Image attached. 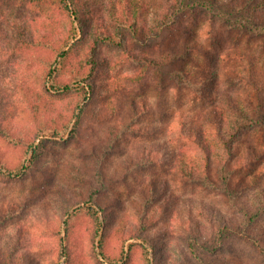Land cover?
Masks as SVG:
<instances>
[{
  "label": "rangeland",
  "instance_id": "rangeland-1",
  "mask_svg": "<svg viewBox=\"0 0 264 264\" xmlns=\"http://www.w3.org/2000/svg\"><path fill=\"white\" fill-rule=\"evenodd\" d=\"M82 3L85 13H90L89 27L93 18L108 16L110 8L126 4L132 11L143 12L146 23L153 25L161 0ZM15 6L5 3L6 9L0 14V160L12 169L29 159L26 143L33 141L35 146L42 138L35 133L29 103L43 95L41 118L50 121L63 113L69 100L73 102L77 95L56 98L44 93L40 77H45L48 65L32 56L40 52L50 57L48 48L27 46L15 53L10 48L16 31L24 33L25 29L26 35L35 36V41L42 33L58 44L69 29L70 20L54 5L36 7L24 3L20 9ZM194 29L205 27L202 23ZM218 42L213 55H222L218 70L222 77L218 84L220 97L237 100L241 107L254 113L257 99L252 86L224 78L232 77L234 71L240 70L243 75L247 71L245 62L227 60L226 54L238 48L253 52L254 46H245L229 35L220 36ZM128 45L137 53L149 47L133 41ZM98 57H107L108 61L96 77L97 96H93L82 116L79 137L46 141L45 150L22 178L0 175V264L7 257L14 264H264V253L250 238H227L217 249L206 251L214 243L213 233L225 222L242 227L264 246V210L247 223L240 208L246 205L250 212L255 207L264 208V127L254 124L238 142L240 159L249 157L256 168L253 172L242 171L243 168L233 177L230 190L235 191L233 199L240 206L233 205L229 190L218 175L215 174V188L203 179L189 180L182 174L177 162L180 152L185 154L187 167L194 160L200 164L202 155L175 137V124L173 131L169 129L165 134L169 114L183 106L188 115L198 111L197 105L189 101L191 92L179 102L170 96L162 105L169 110L165 115H141L137 123L149 133L139 135L125 129L132 117L131 106L136 103L140 107L142 101L155 102L154 89L138 93L130 87L126 77L135 66L125 64L124 56L117 50L106 48ZM198 59L196 73L207 75L205 71L213 68L214 61ZM257 65L264 85V63L259 61ZM15 135L20 137L18 141L10 138ZM252 147L258 155L249 151ZM213 161L216 171L219 165L216 159ZM243 184L247 187L239 194ZM89 193L92 198L88 205L99 211L100 226L95 216L83 208ZM101 235L100 252L97 244ZM190 239L198 255L190 254Z\"/></svg>",
  "mask_w": 264,
  "mask_h": 264
},
{
  "label": "trees",
  "instance_id": "trees-1",
  "mask_svg": "<svg viewBox=\"0 0 264 264\" xmlns=\"http://www.w3.org/2000/svg\"><path fill=\"white\" fill-rule=\"evenodd\" d=\"M5 3L16 5L19 9L24 3H32L36 7L54 5L70 20L69 29L58 44L42 33L39 40L35 41V36L26 35L28 29H25L24 33L16 31L10 48L14 53L22 52L27 46L48 48L50 57L40 52L32 56V59L48 65L45 77H40L44 93L56 98H65L74 93L77 95L72 99L73 102L69 100L63 113L59 112L56 118L50 121L41 118L43 95L40 94L34 102L29 103L30 118L36 127L35 133L42 137L40 143L35 146L33 141L26 143L29 159H25L17 169L8 167L0 160V175L10 179L22 178L45 150L46 141H63L72 135L79 137L82 116L90 101L94 100L93 96H97L96 77L102 65L108 61L107 57L100 59L98 54L106 48H111L124 56L125 64L135 66L133 73L126 77L133 90L142 93L147 88L154 89L155 102L146 104L142 101L140 107H137L136 103L132 104V117L125 129L136 131L139 135H148L149 132L140 127L141 115L156 112L165 115L169 110L168 107L163 109L162 105L167 103L170 96L179 102L184 94L189 95L188 91L191 92L193 97L190 98L189 95V101L197 105L198 111L188 115L185 107H180L169 114L171 119L165 124V134L168 135L169 129L173 131L175 124V137L183 142L185 147L191 144L199 151L197 155H202L200 164L194 160L192 165L187 167L185 154L180 152L177 162L181 164L182 174L185 173L189 180L203 179L207 185L215 188L218 182L215 174L218 175L219 181L229 190L231 203L240 206L239 202L233 199L235 191L230 190L229 184L241 169L253 172L256 168L249 157L245 156L246 160L240 159V139L254 124L264 127V85L258 77L260 71L257 65L259 61L264 63V0H161L153 25L146 23L143 12L132 11L126 4L120 5L118 9L110 8L108 16L104 14L102 17H96L97 19L93 18L91 27L88 26L90 13H85L82 0H0V14L6 9L3 7ZM141 9L144 10L143 7ZM202 23L205 29H194ZM221 26L226 29H220ZM200 34L204 36L201 37ZM223 35H229L239 43L244 42L245 46H254L253 52L238 48L226 54L227 60L245 62L247 71L244 75L240 70L234 71L232 77H224L226 81L239 80L252 86L257 99V104L253 106L254 113L241 107L237 100L227 97V102L226 98L220 97L218 84L222 77L220 78L218 70L222 55L218 53L215 58L213 51L220 45L218 40ZM130 41L138 46L149 47L139 53L133 52L128 45ZM198 58H204L211 63L214 61L213 68L205 71L208 72L207 75L196 73ZM26 96L29 97L27 94ZM86 99L89 102H85ZM10 138L18 141L20 137L15 135ZM249 151L258 155L254 147ZM214 159L219 165L216 171L212 167ZM246 187L245 184L241 185L239 194ZM88 196L89 200L83 201V208L95 216L100 226L99 211L88 205L92 194L89 193ZM240 208L245 212L247 223L255 219L259 211L264 210L263 207H255L250 212L246 205ZM98 232L99 229L96 228L94 235L97 236ZM234 237L250 238L253 245L264 253V246L250 237L247 231L226 222L213 233L214 243L212 248L206 247V251L217 249L227 238ZM192 242L191 239L188 242L190 254L198 255ZM97 247L101 252L102 235ZM13 262V259L7 257L2 264H14Z\"/></svg>",
  "mask_w": 264,
  "mask_h": 264
}]
</instances>
